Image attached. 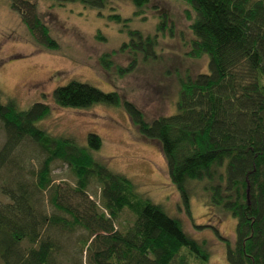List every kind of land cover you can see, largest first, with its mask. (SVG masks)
<instances>
[{
  "label": "trees",
  "instance_id": "trees-1",
  "mask_svg": "<svg viewBox=\"0 0 264 264\" xmlns=\"http://www.w3.org/2000/svg\"><path fill=\"white\" fill-rule=\"evenodd\" d=\"M51 1L96 9L108 3ZM130 1L138 15L150 0ZM180 1L192 12L188 10L187 17L194 39L187 55L207 54L208 72L179 78L173 114L148 121L134 103L125 100L123 106L138 132L159 142L185 211L190 213V183L204 181L208 203L235 219L232 242L205 225L225 244L228 264H264V0ZM10 2L43 47H58L38 17L35 3ZM109 18L127 20L116 13ZM128 37L121 50L140 51L145 59L154 56V36L128 30ZM106 56L100 57L104 67L109 64ZM133 62L118 68L119 72L130 71ZM51 98L57 106L75 109L120 104L116 92H103L77 80L55 87ZM48 114L49 106L43 102L25 110L12 98L0 102L5 135L0 170L6 169L12 177L0 186L8 200L0 201V264H208L205 241L185 234L178 218L168 216L161 205L138 194L129 178L93 157L91 151L101 146L97 134L86 135V146L54 136L36 124ZM25 139L43 154L28 176L14 153ZM55 160L68 165L75 177L73 187L53 182ZM91 178L100 184L101 210L86 193ZM45 199L53 208L50 213ZM124 209L134 219L120 231L114 221ZM77 227L86 233L76 241L78 256L64 260L67 248L55 233H70Z\"/></svg>",
  "mask_w": 264,
  "mask_h": 264
},
{
  "label": "rangeland",
  "instance_id": "rangeland-1",
  "mask_svg": "<svg viewBox=\"0 0 264 264\" xmlns=\"http://www.w3.org/2000/svg\"><path fill=\"white\" fill-rule=\"evenodd\" d=\"M28 1L35 3L38 17L58 47H43L19 12L11 8L10 0H0V102L12 98L21 110L34 102L46 103L49 114L36 124L54 136L71 138L82 146H86L88 133L97 134L101 146L91 151L95 159L129 178L138 194L161 205L168 216L178 218L185 234L199 242L205 241L210 252L208 264H228L225 244L205 225L215 227L232 242L235 219L208 203L204 181L190 183L193 191L190 213L185 211L169 179L159 142L142 136L123 106L125 100L134 103L148 121L173 114L179 78L208 72L207 54L199 58L187 55L190 41L194 39L187 17L188 10L191 12L188 4L180 0H150L136 15L130 0H108L100 9L80 3ZM114 13L127 20L117 22L109 18ZM159 22L162 29L156 31ZM128 30L154 36L153 57L145 59L140 51L120 49L129 41ZM105 53L109 54L105 57L109 61L107 67L100 60ZM132 62L130 71L119 72L118 68H126ZM70 80L86 82L103 92L114 91L120 97V104L85 109L57 106L51 92ZM4 138L0 120V146ZM14 153L24 176L37 169L43 158L38 147L28 139L22 140ZM51 175L53 182L62 187L75 185L70 168L59 160L51 163ZM11 178L6 169L0 170V186L5 180L11 182ZM86 193L101 210L100 184L96 179H90ZM0 201H8L1 191ZM44 206L48 213L53 210L46 199ZM133 219V214L124 209L114 221V227L123 231ZM55 234L67 248L63 259L77 257L76 241L85 231L77 227L70 233ZM84 256L83 252V263Z\"/></svg>",
  "mask_w": 264,
  "mask_h": 264
}]
</instances>
